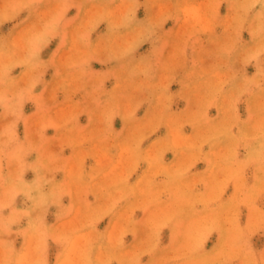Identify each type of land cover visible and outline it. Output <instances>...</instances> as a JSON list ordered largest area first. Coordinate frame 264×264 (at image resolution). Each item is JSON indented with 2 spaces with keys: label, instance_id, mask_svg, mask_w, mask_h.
Instances as JSON below:
<instances>
[{
  "label": "rangeland",
  "instance_id": "rangeland-1",
  "mask_svg": "<svg viewBox=\"0 0 264 264\" xmlns=\"http://www.w3.org/2000/svg\"><path fill=\"white\" fill-rule=\"evenodd\" d=\"M0 264H264V0H0Z\"/></svg>",
  "mask_w": 264,
  "mask_h": 264
},
{
  "label": "bare ground",
  "instance_id": "bare-ground-1",
  "mask_svg": "<svg viewBox=\"0 0 264 264\" xmlns=\"http://www.w3.org/2000/svg\"><path fill=\"white\" fill-rule=\"evenodd\" d=\"M4 230H6V229H4Z\"/></svg>",
  "mask_w": 264,
  "mask_h": 264
}]
</instances>
